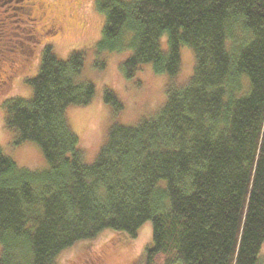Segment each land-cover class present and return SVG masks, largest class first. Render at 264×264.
Here are the masks:
<instances>
[{"label":"trees","instance_id":"16d2710c","mask_svg":"<svg viewBox=\"0 0 264 264\" xmlns=\"http://www.w3.org/2000/svg\"><path fill=\"white\" fill-rule=\"evenodd\" d=\"M94 6L104 18L96 53L131 51L120 65L124 77L149 63L173 80L181 45L193 51V73L183 85L167 84L165 102L151 116L112 123L86 163L65 117L95 92L80 77L84 51L63 60L45 46L37 73L26 79L31 97L2 103L15 144L36 143L47 168H19L0 149V264H57L78 242L103 232L134 238L147 221L143 264H260L264 0ZM104 100L116 112L122 108L109 89Z\"/></svg>","mask_w":264,"mask_h":264},{"label":"rangeland","instance_id":"374dc122","mask_svg":"<svg viewBox=\"0 0 264 264\" xmlns=\"http://www.w3.org/2000/svg\"><path fill=\"white\" fill-rule=\"evenodd\" d=\"M94 1L0 0V82L4 85L0 88V149L19 168L39 172L47 168V163L36 143L15 144L18 135L5 127L2 103L31 97L26 79L37 73L45 46L63 60L73 51H84L80 77L91 81L95 92L88 105L67 108L65 117L86 163L95 159L112 123L134 125L142 117L151 116L165 102L167 84L173 81L183 85L193 73V51L181 45L180 69L173 80L167 74L155 73L149 63L140 65L131 78L124 77L120 65L130 50L96 53L104 18L95 9ZM159 44L163 51L167 50L166 35L161 36ZM100 62L101 69L97 67ZM105 89L111 90L121 103L119 111L105 102ZM78 243L61 252L57 264H143L144 250L151 243V223L145 222L134 238L103 232ZM259 259L264 264V243Z\"/></svg>","mask_w":264,"mask_h":264},{"label":"flooded vegetation","instance_id":"af4514ba","mask_svg":"<svg viewBox=\"0 0 264 264\" xmlns=\"http://www.w3.org/2000/svg\"><path fill=\"white\" fill-rule=\"evenodd\" d=\"M29 6H30V5L27 4L26 7H25V9H26L27 11L30 9ZM47 30L49 31V29H47ZM45 32H46L47 34H53V32H50V33H48L47 31H45Z\"/></svg>","mask_w":264,"mask_h":264}]
</instances>
